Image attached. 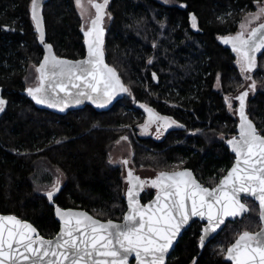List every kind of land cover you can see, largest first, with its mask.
Here are the masks:
<instances>
[{
  "label": "trees",
  "instance_id": "16d2710c",
  "mask_svg": "<svg viewBox=\"0 0 264 264\" xmlns=\"http://www.w3.org/2000/svg\"><path fill=\"white\" fill-rule=\"evenodd\" d=\"M259 1L110 0L104 54L130 92L107 110L87 105L59 114L37 106L25 93L28 68L38 66L44 55L31 0H0V93L7 102L0 116V212L31 221L45 237L60 228L55 203L85 209L103 220H122L125 177L110 159L122 136L130 139L136 167H188L204 185L217 184L235 160L227 140L237 133L238 120L225 98L244 84L235 52L222 38L236 32ZM43 13L47 41L56 55L83 57L86 35L75 0H49ZM257 64L258 88L248 112L264 134V52ZM218 78L220 89L215 87ZM138 103L177 124L163 136L142 134L147 113ZM58 170L66 181L50 202L41 189L55 184ZM153 194L145 193L143 202ZM244 201L250 212L229 221L203 248V223L194 221L166 264H233L226 249L242 231L261 227L258 203Z\"/></svg>",
  "mask_w": 264,
  "mask_h": 264
},
{
  "label": "snow or ice",
  "instance_id": "6c2138e0",
  "mask_svg": "<svg viewBox=\"0 0 264 264\" xmlns=\"http://www.w3.org/2000/svg\"><path fill=\"white\" fill-rule=\"evenodd\" d=\"M108 2L88 0L96 9V17L85 32L90 38L86 59L69 61L54 54L44 57L36 69L38 85L27 89L36 103L63 111L69 104H80L87 99L103 107L120 93L130 92L115 69L104 62L101 22ZM75 3L83 17V0H75ZM257 7L256 13L248 14V25L264 20V7L259 4ZM31 11L43 41L39 0H31ZM192 21L195 27V15ZM240 29L235 36L222 39L225 44H231L237 54V64L245 83H251L239 95L225 98L229 110L233 107L232 100L238 101L240 124L238 136L227 141L236 154V162L219 183L211 188L205 187L189 169L160 171L150 180L135 176L129 169L128 211L122 222L102 221L85 212L62 210L57 206L56 215L60 217L62 227L54 239H45L31 224L15 216L0 215V264H129V258L133 256L137 264H165L169 250L192 217L206 219L199 238V245L203 248L209 235L221 229L228 218L235 219L248 213L242 195L258 202L261 227L255 232L242 231L226 249V256L234 264H264V135L258 132L246 114V100L257 88L251 73L258 67L257 53L264 50V22L248 27L247 34L244 22H241ZM47 48L50 51L52 45ZM6 103L0 97V111L4 110ZM143 107L148 113V119L140 125L143 131H149L153 124L157 125V131L177 124L147 105ZM120 140L127 141L128 137L122 136ZM121 163L127 165L129 161L122 160ZM145 184L157 189V195L148 205H141L138 196ZM57 191L56 186L47 191L50 202ZM220 251L224 253L225 249Z\"/></svg>",
  "mask_w": 264,
  "mask_h": 264
},
{
  "label": "water",
  "instance_id": "95a60500",
  "mask_svg": "<svg viewBox=\"0 0 264 264\" xmlns=\"http://www.w3.org/2000/svg\"><path fill=\"white\" fill-rule=\"evenodd\" d=\"M48 1H49V0H39V14H40V16H42V29H43V34H44V39H43V41L40 40V30L36 27V22H35V21L33 20V18H32V11H31V7H30L31 18H32V20H33V22H34V25H35V27H36V31H37V33H38V43H39V45L42 47V49H43V51H44V55H43L41 61L39 62V65L43 62L44 57H45L46 55L51 56V55H53V54H54L56 57H59V58H61V59H66V60H69V61H79V60H84V59H86V58H87V55H88V40L90 39V38L87 37V36H86V45H87V46H86V48H87V50H86V54H85L83 57H81V58L71 59V58H67V57H61V56L56 55V53L54 52L53 47H52V49H51L50 51H49V49L47 48V45H49L50 43L47 41V31H46L45 17H44V13H43V8H44L45 4H46ZM109 1H110V0H109ZM98 3H103V1H102V2H98ZM108 3H109V2H108ZM107 8H108V4H107V6H106V8H105V15H104V17L106 16ZM95 17H96V15H95ZM95 17L92 18L91 21H92L93 19H95ZM104 17H103V20H102V22H101V26H102V27H103ZM91 21H90V26H89V28L91 27ZM263 22H264V21H263ZM255 27H256V26H255ZM89 28H88V29H89ZM88 29H87L85 32H87ZM103 29H104V28H103ZM104 31H105V29H104ZM103 39H104V36H103ZM50 45H51V44H50ZM226 45H227V44H226ZM228 45H229V44H228ZM228 45H227V46H228ZM228 47H230V48L232 49V46H231V45H229ZM103 51H104V48H103ZM258 55H259V53H257V57H258ZM104 62H105V64H107L110 68L115 69L114 67H112L110 64L107 63L106 58H105V54H104ZM39 65H38V67H39ZM115 71H116V70H115ZM116 74L118 75L120 81L123 82L122 78L120 77V75H119V73H118L117 71H116ZM154 77H155V80L157 81V76H156V74H155ZM123 84H124V82H123ZM124 86H126V85L124 84ZM25 93H26V95H27L30 99H32V100L36 103V101H35V100H34V99L28 94L27 90L25 91ZM124 94H125V93H120L119 95L116 96V98H115L110 104H107V105H105V106H103V107L98 106V104H94L91 100H87V99L83 100L82 103H80V104H69V106H68L67 108H65L63 111H61L59 108H53V107L49 106L48 104H38V103H36V105L39 106V107H41V108H44V109H47V110H50V111H53V112H56V113H59V114H66V113H68L69 111H73V110H77V109H80V108H84V107L87 106V105H91V106H93L94 108H96L97 110H99V111H103V110H107V109L111 108V107H112V106H113L118 100H120V99L124 96ZM137 106H139V107H143V105H142L141 103H138ZM143 108H144V110L146 111L145 107H143ZM146 113H147V111H146ZM246 114H247L248 118H249L250 120L253 121V123H254L256 129L258 130V132H259L260 134H262V133L260 132V130H259V128H258L256 122L251 118V116H250V114H249V112H248V101H247V100H246ZM147 119H148V113H147V118H146V120H147ZM239 124H240V117H239V113H238V123H237V128H236V130H237V135H236V136H233V137H237L238 134H239ZM262 135H264V134H262ZM233 137H231V138H233ZM231 138H229V139H231ZM229 139H228V140H229ZM228 140H227V141H228ZM227 145H228V143H227ZM228 147H229L230 151L235 155V160H234L233 164L230 166V168L227 170V172H226L223 176L227 175L228 171H229V170L233 167V165L235 164V162H236V158H237V157H236V154L232 151L231 146L228 145ZM185 169H189V170H191V172H192L193 176L195 177V179H196L197 181H199V183H201L202 185H204V184H203V183L197 178L195 172H194L191 168L185 167V168H179V169H174V170H163V171H169V172H172V171H183V170H185ZM159 172H160V171H159ZM159 172H158V173H159ZM158 173H157V174H158ZM157 174H156V175H157ZM136 176H137V175H136ZM155 177H156V176H155ZM155 177H154V178H155ZM154 178H152V179H154ZM218 183H219V182H218ZM204 186H205V187H209V188H211L210 186H206V185H204ZM214 186H215V185H214ZM214 186H212V187H214ZM58 188H60V186H59ZM154 189H155V188H154ZM55 193H56V192H55ZM55 193H54V195H55ZM142 193H143V190H141V191L139 192V196H138L139 202H140L141 205H148L150 202H152V201L155 200L156 195H157V189H155V192H154L153 196H152L149 200H147L146 202H143V200H142ZM53 197H54V196H53ZM125 197H126V202H127V209H126L124 215H125V214L127 213V211H128L127 190H125ZM244 198H250V197H245V196H243V195H242V197H241L242 202L245 203V204L247 205V207H248V209H249V212H250V207H249V205L244 201ZM251 199H253V198H251ZM253 200H255V199H253ZM255 201H256V200H255ZM52 202H53V198H52ZM256 202H257V201H256ZM257 203H258V202H257ZM258 205H259V204H258ZM54 206H55V208H54V213H55L56 219H57V220L59 221V223H60V228H59V231H58L54 236H52V237H45V236H43V235L40 233L39 229L36 227V225L33 224L31 221H29V220H27V219H22L21 217L15 215V214H12V213H2V212H0V215H3V216H15V217H17L19 220H21V221H26L27 223L31 224L34 228H36V229H37V232L39 233V235L42 236V237H44L45 239H54V238L60 233V231H61L62 221H61L60 217H58V216L56 215V207H57V206H58L60 209H62V210L72 209V210L77 211V212H85V213H87L89 216H92V217L95 218V219H99V220H102V221H106V220H103V219H100V218L96 217V216L93 215L91 212H89V211H87V210H85V209H82V208H74V207H66V208H65V207H62V206H60V205H58V204H56V203H55ZM249 212H248V213H249ZM248 213H246V214H248ZM246 214H245V215H246ZM245 215H244V216H245ZM244 216H243V217H244ZM243 217H237V218H235V219L228 218V219L226 220V222H225V225H222V226H221V229H218L215 233H212V234L209 235V237L205 240V244L208 243L209 241H211V240H212L217 234H219V233L225 228V226L227 225V223H228L229 221H235V220H237V219H241V218H243ZM112 220H114V221H116V222H122L123 219H122V220H115V219H112ZM197 220H199L200 222L203 223V227L205 226V224H206V219H202V218H200V217H192V219L189 221V224L185 226V228L182 230L181 235L178 237L177 241L174 243L173 248L169 250V253H168V255H167V257H166V260H165V264L167 263L168 258H169V256H170L172 250L175 248V246H176L177 243L179 242L180 237H181V236L183 235V233H184V232H185V231L191 226V224H192L194 221H197ZM203 227H202V228H203ZM258 230H259V229H258ZM258 230H257V231H258ZM254 232H255V231H254ZM201 235H202V230H201ZM237 238H238V237H237ZM237 238H236V239H237ZM234 242H235V241H234ZM234 242H233V243H234ZM205 244H204V245H205ZM226 258H227V256H226ZM227 259H228V258H227ZM228 260H230V259H228ZM230 261H231V260H230ZM231 262L234 264L233 261H231ZM129 264H137V262H136L134 256L129 258Z\"/></svg>",
  "mask_w": 264,
  "mask_h": 264
},
{
  "label": "rangeland",
  "instance_id": "374dc122",
  "mask_svg": "<svg viewBox=\"0 0 264 264\" xmlns=\"http://www.w3.org/2000/svg\"><path fill=\"white\" fill-rule=\"evenodd\" d=\"M102 1L103 0H96V2H102ZM159 1H161L162 3H165V4H172L174 2V0H159ZM83 3H84V9H85L83 17L81 16V9L78 8L77 5H76V7H77V10H78L81 18H82L83 29L86 31L89 28V26H90L91 19L95 17L96 11H95L94 6H92V5H90L88 3V0H83ZM258 4L261 7H264V3L262 1L257 2L256 3V8L254 10H252V11H248L243 16L242 20L240 21V24H241V22H244L246 24V34H247V28L248 27H255V26H257L258 23L263 21V20H261V21H253L251 25H248V14L249 13H256L258 11V7H257ZM110 19H111V17L109 15V13L107 12L106 16L104 17V21H103V28L105 30L108 27ZM240 24H239V28L237 30L238 32H239V30H241L240 29ZM36 69H37L36 65H31L28 68V77L26 79V87L27 88L35 87L38 84V75H39V73L36 71ZM251 75H252L253 79H255L254 78V72H252ZM255 81H256V79H255ZM250 83H251V81H248L247 83H245V81H244L243 87H240L235 92L227 94L226 97H229V96L233 97L235 94H237V92L246 89ZM256 83H257V88H258V82L256 81ZM215 87H216V89H220L221 88L220 82H219V86H218V80L215 83ZM257 88H256L254 93L251 92V94H250L251 98L256 95ZM232 106H233L232 110H229V111L233 115H235L236 111H237V106H238V103L235 101V99L232 100ZM152 129L155 131L154 135H157V136L159 135L160 136V134L163 133L161 131V130H163V128H161L159 131H157V125L156 124L152 126ZM231 136H233V135H231ZM119 141H120V143L119 144L116 143V145L114 146V148H113V150L111 151V154H110L111 161H115V163H113V162L112 163L115 164V165H119L122 168V171H124L123 170L124 167H123V164L121 163V161L122 160H128L129 161V163L127 164L128 167L131 168V169H134L136 171V173H138L139 175H141L143 177H152L154 175L155 171H156L155 169L148 168V167H136L134 165V163L132 161L133 150H132V147H131V143H130L129 137H128L127 141H122V140H119ZM65 181H66V177H65L64 173L62 171L58 170L56 172V182H55V184L52 187H49L47 189L42 188L41 191H43V192L50 191V190L53 189L54 186H57L58 184H64ZM127 187H128L127 177L125 176V190H126Z\"/></svg>",
  "mask_w": 264,
  "mask_h": 264
},
{
  "label": "flooded vegetation",
  "instance_id": "af4514ba",
  "mask_svg": "<svg viewBox=\"0 0 264 264\" xmlns=\"http://www.w3.org/2000/svg\"><path fill=\"white\" fill-rule=\"evenodd\" d=\"M262 2L264 3V0H262ZM95 11H96V9H95ZM264 21V20H263ZM263 21H261V22H263ZM240 31V30H239ZM238 31H236V32H234V33H231V34H229V35H227V36H225V37H233V36H235L236 35V33H237ZM224 38V37H223ZM222 41H223V39H222ZM228 45V44H227ZM229 45H231V44H229ZM228 45V46H229ZM262 52H264V50H262L260 53H259V55L262 53ZM235 55H236V62H237V54L235 53ZM254 72V71H253ZM39 76V75H38ZM38 83H39V80H38ZM38 85V84H37ZM36 85V86H37ZM245 90V89H244ZM244 90H241V91H239V92H237V94H235L233 97H235V96H237V95H239V93L240 92H242V91H244ZM250 94H251V92L249 93V96H248V98H247V101H249L250 99H251V97H250ZM0 97H2L5 101H6V98L4 97V95H1V93H0ZM236 101V100H235ZM237 103H238V101H236ZM238 108H239V103H238V106H237V111H236V114H235V117L237 118V120H238ZM5 109H6V104L4 105V110L3 111H0V116L4 113V111H5ZM238 123V122H237ZM153 125H155V124H153ZM152 125V126H153ZM152 126H151V128H150V130L149 131H147V132H145V131H143L141 128H140V132L142 133V134H145V135H147V134H151V135H154L155 134V131L152 129ZM163 133H161L160 134V136H163L164 135V132H165V130L163 129V130H161ZM261 132V131H260ZM262 133V132H261ZM263 134V133H262ZM237 135V133L235 134V135H233V136H236ZM155 136H157V135H155ZM159 136V135H158ZM233 136H231V137H233ZM230 137V138H231ZM123 167H124V171H123V175H124V177L126 176L127 177V183H128V187L126 188V190H128V188L130 187V182H129V180H128V171H129V169H131V168H129L128 167V165H123ZM132 170V172H133V174L136 176H139V177H141V179H148V180H150V179H152V178H154L155 176H156V174L159 172V171H155V173H154V175L152 176V177H143V176H141V175H139L138 173H136V171L134 170V169H131ZM57 172V171H56ZM59 185V184H58ZM57 185V186H58ZM56 186V187H57ZM155 192V189L150 185V184H145V186H144V188H143V193H142V197L144 196V194L145 193H149V192Z\"/></svg>",
  "mask_w": 264,
  "mask_h": 264
}]
</instances>
